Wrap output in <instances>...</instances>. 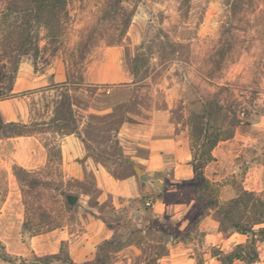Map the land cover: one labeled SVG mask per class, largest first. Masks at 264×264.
<instances>
[{"label": "rangeland", "instance_id": "rangeland-1", "mask_svg": "<svg viewBox=\"0 0 264 264\" xmlns=\"http://www.w3.org/2000/svg\"><path fill=\"white\" fill-rule=\"evenodd\" d=\"M38 2L0 0V99L27 93L32 114L25 128L4 123L0 114V264L34 258L32 233L71 225L81 213L65 204L67 191L50 170L31 174L13 164V144L2 139L20 130L36 135L52 155L59 152L57 133L76 130L117 177L141 169L139 198L97 206L119 245L106 247V264L119 258L217 264L213 254L245 243L246 236L221 231L217 209L208 205L226 204L242 189L264 200V0H63L39 12ZM188 80L198 84L203 102ZM159 109L173 123V140L151 162L130 161L126 151L134 142L121 131L147 135ZM206 128L222 138L199 168L208 189L194 171L195 157L203 158L212 140L205 139ZM81 187L95 202L93 176ZM22 197L33 204L26 223L11 214L19 205H4ZM72 243L63 242L58 253L96 264L102 243L89 261H75ZM257 247L250 264H264V241Z\"/></svg>", "mask_w": 264, "mask_h": 264}, {"label": "crops", "instance_id": "crops-1", "mask_svg": "<svg viewBox=\"0 0 264 264\" xmlns=\"http://www.w3.org/2000/svg\"><path fill=\"white\" fill-rule=\"evenodd\" d=\"M30 101L31 95L27 93L0 99V114L3 122L7 124L21 123L25 126L31 124ZM149 123L151 125L147 135H141L136 131H121L123 137L130 138L134 142L127 149V156H125L134 163L151 162L156 154L160 155L161 151L168 147L173 140L170 134L173 133L174 126L166 111L154 110ZM83 137L85 136L76 130L62 134L57 133L55 144L59 152L57 155H52L34 134L23 133L3 136L2 140H5V143L13 144V164L31 174H40L47 169L50 170L53 175L52 178L62 180L63 190L67 191L66 194L78 197V202L75 205L68 204L67 199L65 200V204L69 207L79 206L81 208V213L75 223L32 233V249L34 254L38 256L57 254L61 244L70 241L73 242L71 253L76 256L75 261L93 260L97 253V246L106 240H110L113 236V230L101 217V212L98 211L97 206L102 205L109 198H112L117 206L123 205L122 201L135 200L145 192L141 187L139 174L136 176L134 173H129L124 177H117L108 165V161L106 162L101 157L89 152ZM133 145L146 148L148 155L138 154V148H134ZM89 175L93 176L95 187L98 190L95 202L93 200L94 194L81 187L82 184L87 183V176ZM9 202L19 205V210L11 214L18 215L21 222L26 223L29 220V208L32 207V202L22 197L14 201L6 199L4 205ZM158 205V202H155V209L158 208ZM123 251L124 249L119 250L117 255ZM11 253L25 254L17 251ZM112 264H125V262L123 258H119Z\"/></svg>", "mask_w": 264, "mask_h": 264}, {"label": "trees", "instance_id": "trees-1", "mask_svg": "<svg viewBox=\"0 0 264 264\" xmlns=\"http://www.w3.org/2000/svg\"><path fill=\"white\" fill-rule=\"evenodd\" d=\"M38 8L39 10H44L48 7H52L55 4H60L63 0H38ZM10 9V7L8 8ZM7 18L4 15L3 19ZM17 21L21 22V18L17 17ZM143 53H138V55L134 58L132 62V73L136 76L140 71V61L142 59ZM188 88L194 92L195 98L198 100L204 101L202 99V95L199 91L198 84L192 82V80H188ZM1 121V120H0ZM10 126H15L19 128H25L24 124L21 123H11ZM25 131H17L15 134H23ZM211 137L213 136L210 134ZM208 128H206L205 132V139L209 138ZM220 132L216 134V136L212 137L210 142V147L208 151H205L202 156L197 159V163L194 164V171L195 174L200 177V184L204 185L206 189L210 187V183L204 178L202 173L199 170L200 167H203L208 160L211 158V149L221 140ZM205 140L201 143L202 146H205ZM206 153L209 154L207 158H205ZM205 158V159H204ZM209 158V159H208ZM202 159V161H201ZM21 171L26 173V170L23 168L16 166ZM201 169V168H200ZM199 171V172H198ZM20 173V172H18ZM67 203L71 205H75L78 202V197L72 194H66ZM216 207L217 214L219 216V223L223 228L221 231H232L238 232L247 237L245 243L238 244L233 250L227 252H220L218 254H213L218 261L217 264H240L243 263H254L257 261L259 257V251L257 244L259 242L264 241V200L260 198L255 192L248 191L242 189L240 193L232 198L228 203L221 204L218 200L211 201V204L208 207ZM117 244L114 240H106L102 243L101 247L99 248V256L96 261V264H106L107 254H106V247L108 245ZM4 248V244L0 241V247ZM119 246V245H118ZM5 251V250H4ZM2 254L4 260H9V254ZM21 263L20 264H51L58 262L60 264H78L74 262V260L67 254L62 255L61 253L47 255V256H37L35 255L34 258L29 259L26 257H20ZM11 261V260H9ZM91 264V263H87Z\"/></svg>", "mask_w": 264, "mask_h": 264}, {"label": "water", "instance_id": "water-1", "mask_svg": "<svg viewBox=\"0 0 264 264\" xmlns=\"http://www.w3.org/2000/svg\"><path fill=\"white\" fill-rule=\"evenodd\" d=\"M137 172H138L139 176H141L142 171H141L140 168H137ZM152 183H153L155 186L159 187V188H162V187H163V183H162L160 180H154V181H152Z\"/></svg>", "mask_w": 264, "mask_h": 264}, {"label": "built area", "instance_id": "built-area-1", "mask_svg": "<svg viewBox=\"0 0 264 264\" xmlns=\"http://www.w3.org/2000/svg\"><path fill=\"white\" fill-rule=\"evenodd\" d=\"M145 203H146V205L151 206V207L155 206V202L153 200H151V199H147L145 201Z\"/></svg>", "mask_w": 264, "mask_h": 264}]
</instances>
